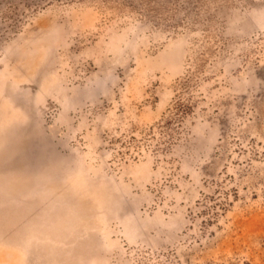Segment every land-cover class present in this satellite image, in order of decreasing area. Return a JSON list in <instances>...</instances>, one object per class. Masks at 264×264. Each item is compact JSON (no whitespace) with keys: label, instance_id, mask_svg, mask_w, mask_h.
<instances>
[{"label":"rangeland","instance_id":"rangeland-1","mask_svg":"<svg viewBox=\"0 0 264 264\" xmlns=\"http://www.w3.org/2000/svg\"><path fill=\"white\" fill-rule=\"evenodd\" d=\"M0 264H264V0H0Z\"/></svg>","mask_w":264,"mask_h":264}]
</instances>
